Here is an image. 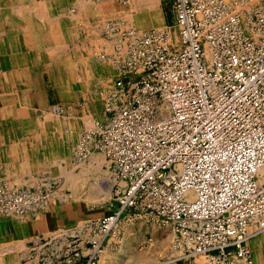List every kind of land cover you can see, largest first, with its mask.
<instances>
[{
  "label": "built area",
  "instance_id": "built-area-1",
  "mask_svg": "<svg viewBox=\"0 0 264 264\" xmlns=\"http://www.w3.org/2000/svg\"><path fill=\"white\" fill-rule=\"evenodd\" d=\"M172 12L181 49L165 32L129 33L108 122L78 147L79 161L95 150L117 173L118 210L97 227L108 236L124 214L157 221L183 257L235 249L247 262L244 245L264 233V1L172 0ZM48 199L12 193L0 210L24 215Z\"/></svg>",
  "mask_w": 264,
  "mask_h": 264
},
{
  "label": "rangeland",
  "instance_id": "rangeland-1",
  "mask_svg": "<svg viewBox=\"0 0 264 264\" xmlns=\"http://www.w3.org/2000/svg\"><path fill=\"white\" fill-rule=\"evenodd\" d=\"M111 1L114 3V5L118 6L119 9H109L107 10L108 15L104 14L105 16H102V21H100L102 22L104 28L100 35L103 40H105V42L110 41L112 43L111 46L108 45L109 51H114L118 55L117 57L113 56V62L101 60L98 61L97 59L98 53L100 51H104L105 48L102 45H100L101 50L100 46L98 48H93V43L90 42L92 39V36L89 34L90 27L98 24L99 20L98 18L95 19L94 16H90V18H88L86 21L74 19L72 22H70L71 26L74 27L71 28L74 30L73 33L78 35V37L75 36V39H69L68 46L70 49L71 46H73L72 44H75L74 49L72 50L77 52V54H74V56L77 55L78 59H74L73 61L71 58H69L70 56L67 55V45L65 48H61L65 51L64 53H60V55L57 57L58 59H56V63L53 62L54 59L52 60V58H48L47 56L41 58L44 62L43 65H47L52 62V64L56 65V68L53 71L48 70L47 68H43L39 71V74L46 73L48 75H43L39 79V82L43 86L42 96L44 97V102L47 101L48 105L47 109H45L47 111H45L44 114L43 110H35V117H44V122L50 124L48 126V135L51 137L49 138L48 136V149L59 153L58 155H64V157H59L58 159L51 157L52 161H56L54 168L55 171H51V173L49 172V174L43 175L42 178H40L37 182L40 185L38 188H22L24 187L23 185L27 186L29 184H23L20 186V188L16 187L12 183H9L8 181L0 180V193H4L0 196V208H2L3 205L7 206L6 203H12V193H23V191L24 193H33L38 191L41 195V198H45L48 193V200H51V202L46 201L48 203L47 205H45L46 202L45 204L41 203L36 209L31 211V213H40L44 211L47 212L51 210L53 211V208L56 207L54 205L55 194L56 192L61 191V194L63 195L66 202H70V206L64 207L65 211L62 210V207H60L57 214L59 213V215L63 216L65 213L68 217H73L75 210L77 211L79 208L85 209L89 215H95L98 217V219L94 222L95 226L92 230L96 231L95 233L97 235V240L103 241L102 244L105 243L106 245L107 240L112 238V246H115V253L110 254L107 259L109 262L110 260L112 261L110 264H264V233L251 239L244 245V248L250 251V258L247 260V262L243 260L240 255H238L235 249L228 251L224 256L222 254H216L217 257H214V259L213 257L205 256H203L204 258L181 257L182 254L175 248V234L171 225L152 220H141L139 218L134 219L124 214L120 218L119 225L114 229L115 231H111L112 235L107 236L101 231L102 229L100 227H97L104 217L114 214L118 210V206L113 205L115 203L113 197L117 183H115L114 187H112L111 195L104 198H92L91 195L86 192L79 194L78 196L74 195L70 184L67 182V177L62 173L66 172L64 171L65 169H72V166H75V163L81 162L79 161L80 153L78 152L80 140L82 141V137L86 133V130L93 131L97 126L102 124L105 119V114L108 115L106 113V108L109 101V96L111 94L110 91L115 86V83L121 78V72L119 69L116 70L114 68L115 64L113 63H116L117 58H119L118 62H122L126 59L127 55L123 52V47L124 43L126 46V42H128L130 39L128 34L131 33L133 29H136L135 31H143L145 34L148 33L147 31L149 30H160L159 28H161L162 31L166 32L169 38L168 44L170 47L172 46V48L176 50H179L182 47L180 28L174 23L172 0H159V2L158 0L156 1L159 3L160 9H155V11H157L152 14V17L156 20V22L159 23V25L155 26V28H146L140 25L137 20L142 10L140 9L141 11H138L137 9H131L130 0H108L104 1L103 3ZM262 1L264 0H228L227 2H242L248 9H252L255 4L258 5ZM161 6H164L166 9L163 10ZM129 16H132V18ZM165 16L169 19L167 23L164 22ZM122 21L128 26L125 27ZM128 22L129 24H127ZM89 24L91 26H88ZM125 28H129L130 31ZM119 43L120 46L118 47ZM86 47L90 48V51H92L90 52L91 55L87 53L88 50ZM114 52L108 54L113 55ZM88 57L89 59H87ZM66 58L69 59L66 60ZM64 61L65 67L68 66L70 70L75 69L74 79L71 77L70 80L72 81L70 82H67V76L63 74L64 71L62 69V62ZM66 82L68 83V86ZM69 84L74 85L73 92L72 87H69ZM35 86L33 87L32 93L29 96L32 100L35 97ZM15 94L19 100L17 106L20 108L19 104H21L20 102L25 101V97L19 87L15 90ZM56 108L61 109L60 113H56ZM6 117H8V115H6ZM47 119L51 120L47 121ZM8 127L12 128L11 125H5L2 127V130L0 129V136L3 135V130ZM33 134H36V132L33 131ZM53 135L55 136V139H57L56 137L58 136V143L54 142L55 139ZM60 138L65 140L64 143L60 140ZM1 139L4 143L6 137H2ZM17 144L19 147L20 142ZM55 145L57 147L59 146L58 152L55 150ZM8 146L13 148L15 144L12 143V146ZM93 152L98 151L94 150ZM98 155H101V157L103 156V160H100L99 162L102 164L101 172L93 177L90 176V179H92L90 185L93 186L99 184L104 186L106 179H109L110 181L113 180L115 182L117 180V173L114 170L110 172L107 171L109 168L107 164V157L103 153ZM44 165L45 164H42L41 166L43 167ZM53 165L54 163H51L49 166L52 168ZM76 169L74 170L77 172L81 171L80 168L78 169V167ZM62 170L64 172H61ZM261 184H264V181L261 182ZM77 203H81L82 207H78ZM15 216L16 217L13 218L22 217L17 215ZM0 219H9V215L6 212H2L0 214ZM116 230L118 231L116 232ZM115 232L116 235L113 236ZM55 241L56 238L48 237L43 242V244H47V248L49 249L50 247H55ZM71 246L72 245L70 244L69 249L72 248ZM74 255L76 258L80 256V254L76 253ZM98 255L96 254L97 257L95 264H98ZM50 261L52 260L49 259V262Z\"/></svg>",
  "mask_w": 264,
  "mask_h": 264
},
{
  "label": "crops",
  "instance_id": "crops-1",
  "mask_svg": "<svg viewBox=\"0 0 264 264\" xmlns=\"http://www.w3.org/2000/svg\"><path fill=\"white\" fill-rule=\"evenodd\" d=\"M72 1L75 2L70 6L71 9H89V4L92 5V9H96V13H94L93 16L96 15L94 18H98V22L102 20V16H105L104 14L108 15L107 10L119 9V7L114 5L112 1L103 3L104 1L108 0ZM158 2L155 1V3L152 2L146 5V2H143V0H136V2L134 0V7L131 9H137L138 11L142 10L140 15H142L143 18L146 15L149 20L150 16L157 11H155V9H160ZM161 7L163 10L166 9L164 6ZM142 17L138 18L137 20L139 23L141 21L140 25L142 27L155 28V26L159 25L156 20L152 24L148 25L149 22L147 19H143ZM164 19V22L166 23L169 20L166 16ZM75 36L78 37V35H75V33L69 35L65 41V44L68 46L69 39H75ZM72 45L73 46H71L70 49L68 46L67 55H69V58L74 61V59H78V57L77 55L74 56V54H77V52L72 50L74 49L75 44L73 43ZM32 56L33 54L31 57ZM69 58H66V60ZM39 62L40 63H38V66H42L44 63L42 59H39ZM62 69L64 71L63 74L67 76V82L72 81L70 78L72 77L74 79L75 69L70 70L68 66L65 67V61L62 62ZM3 72L4 70L2 69V65H0V78L2 77ZM43 75L47 74L44 73L36 75L38 77V80L36 81L37 83H35L33 80L34 84H32L33 86L36 85L34 89L35 97L33 100L29 98L26 103L27 105L25 104V112H27L29 116H33L32 120L27 119L25 115L20 114L21 109L19 106L16 107V114L13 112L14 110L12 109L11 104L12 91L10 89L9 94L7 95V112H2L0 110V129L2 130V127L5 125L12 126V128H5L3 130V135L0 136V180L8 181L9 183L14 184L16 187H20L23 184L29 185H23L24 187L22 188L32 189L40 187L39 183H37L39 179L42 178L43 175H47L49 172L51 173V171H55L54 168L56 161H52L51 157H54V159L64 157V155H58L59 153L48 149V126L50 124L44 122V117H35V110H43V114L45 111H47L45 109H47L48 104L47 101L44 102V97L42 96L43 86L39 82L40 77ZM67 82L66 84L68 86ZM69 87H72L73 92L74 85L69 84ZM0 109H2L1 106ZM6 115H8V117H6ZM13 115L17 116L16 120H14ZM107 122L108 115L105 114V119L102 124H106ZM28 127L29 131H27ZM33 131H35L36 134H33ZM2 137H6V140L8 141L5 140L3 143L1 139ZM50 137L51 136H49V138ZM56 138L57 139H55L54 136V142L58 143V136ZM60 140L63 143L65 141L61 138ZM19 142L20 146L18 147L17 143ZM12 143L15 144L13 148L8 146H12ZM55 148V150L58 152L59 146L57 147L55 145ZM98 154L101 153L92 152V156L99 157L101 160H103V156L101 157V155ZM92 156L90 157L92 158ZM51 163H54L52 168L49 166ZM42 164H45V166L40 167ZM55 196L54 205L56 207L53 208V211H44L40 213L35 212L18 218L12 217L9 219H0V264H90V260L94 251L90 242L97 240V235L95 233L96 231L92 230L95 226L94 222L98 219V217L95 215H89L85 209L79 208L77 211L75 210L73 217H68L65 213L63 216H61L59 213L57 214V212H59V208L62 207V210H64V207L70 206V202H66L63 195L61 194V191L56 192ZM77 206L82 207V204L77 203ZM48 237L56 238V241L54 242L56 248L50 247L48 249L47 244H43V242ZM100 241L101 240H98V243ZM111 242L112 238L107 240L106 245L105 243L102 244L100 250L103 252V257L99 256L98 264H110V262H112L111 260L110 262L109 260L107 261V255L115 253V246H112ZM70 244L72 245L71 249H69ZM77 251L80 254L78 258H76L74 255ZM49 259L52 261L49 262Z\"/></svg>",
  "mask_w": 264,
  "mask_h": 264
},
{
  "label": "bare ground",
  "instance_id": "bare-ground-1",
  "mask_svg": "<svg viewBox=\"0 0 264 264\" xmlns=\"http://www.w3.org/2000/svg\"><path fill=\"white\" fill-rule=\"evenodd\" d=\"M155 1L157 0H143V2H146V5L152 2L155 3ZM74 2L75 1H72V0H42V1L41 0H0V65H2V69L4 70L2 77L0 78V89H1L0 106L2 107V109L0 110L2 112H7V105H8L7 95L9 94V89H10L12 91V96H11L12 97V100H11L12 109L14 110L13 112L16 114L17 112L16 106L18 105L19 100L15 96L16 95L15 90L19 87L21 89L22 94L25 97V101L20 102L21 104H19L20 109H21L20 114L25 115L27 119H30V120L33 119V116H29V114L25 112L26 110L25 104L29 100L30 98L29 96L32 93L31 88L34 87L32 85L34 84L33 82L35 81L36 83V80L38 79L36 75L39 74L38 71L42 70L43 68L44 69L47 68L48 70H51V71H53L56 68V65L52 64V62L51 63L49 62L50 64H47V65L38 66V63H40L39 59H41L44 56L45 57L47 56L48 58H52V60L54 59L53 62L56 63V59H58L57 57L60 55V53L62 52L64 53L65 51L64 49H61V48H65L66 39L74 31L73 29H71L73 26H71L70 22H72L74 19H81L82 21H86L90 16H93L94 13H96L95 12L96 9H92L93 6L90 4H89V9H71L70 6ZM130 2H131L130 4L131 8H133L134 0H130ZM129 17L132 18V16H129ZM141 17L142 15L139 16V18ZM143 19H147V21L149 22L148 25L155 22V19L152 17V15L150 16L149 20L146 15L144 16ZM101 21L98 22V24H96L95 26H91L90 24L88 25V26H91L89 34L92 36V39L90 42L93 43L92 44L93 48H98L100 45L104 46L105 48V50L102 52L98 51L99 52L98 58L96 57L98 61L101 60V61L113 62L114 60L113 56L117 57L118 55L114 51H113L114 54L110 55L113 52L109 51L108 45L111 46L112 43L110 41H107L108 43L105 42V40H103V38L101 37L100 33L104 28ZM127 24H129V22ZM140 24H141V21H140ZM124 26L127 27L128 25L124 23ZM125 29L130 31L129 28H125ZM159 29L160 30L157 29V31L164 32L161 30V28ZM133 30L131 33L132 40L136 41L137 39L136 37L144 36L143 31L142 32L139 30L135 31L136 29H133ZM151 31L152 30H149L147 32L150 33ZM128 43L129 42H126V46L124 43V47H123L124 48L123 52L126 53V55L129 54V52L126 50ZM132 43H134V41ZM119 46H120V43L118 47ZM86 49L88 50L87 51L88 54L92 52L90 51V48L86 47ZM100 50H101V46H100ZM30 54L31 55L33 54V56L31 57ZM87 59H89V57ZM118 59L119 58H117L116 60L117 63H113L115 64L114 68L116 70L119 69V65H120V63H118ZM55 110H56V113H60L61 111L60 108H56ZM13 116H14V120H16L17 116L16 115H13ZM50 120L47 119V121H50ZM27 131H29V127ZM90 131L91 130H86V132H90ZM79 145H82L81 140H80ZM90 156H92V153L86 158L82 159L80 163H75V166H72L73 167L72 169H69V170L65 169L64 171L66 172H64L63 170L61 172H64L62 174L67 177V182L70 184L75 196H78L79 194L86 192V193H89V195H91L92 198L107 197L111 195L112 187H114V184L117 183V180L114 182L113 180L110 181L109 179H106V181L104 182V186L99 185V184L93 185V186L90 185V182H92V179H90V176L93 177L96 174H99L102 168V164L99 163L101 159L96 156H92L91 158ZM77 167L78 169L80 168L81 170L80 172H77L74 170ZM107 171L110 172L112 170L108 168ZM259 181L260 183L264 181V167L260 170ZM49 201L51 202V200ZM7 209L9 210V212L7 213L9 215V218L16 217L15 213H12V206L8 207ZM1 213L2 211L0 210V214ZM27 214H32V213L31 211H29V213ZM17 216H26V214L17 215ZM118 225L119 223L115 226V228ZM116 232L114 233L113 236L116 235ZM262 232H264V229L262 230ZM101 244H102V241L99 242L96 252L99 254V255L97 254L98 256L103 257L102 256L103 252L98 249L101 246ZM243 251L244 250L241 251L240 256L244 260L245 256H243L244 255Z\"/></svg>",
  "mask_w": 264,
  "mask_h": 264
}]
</instances>
